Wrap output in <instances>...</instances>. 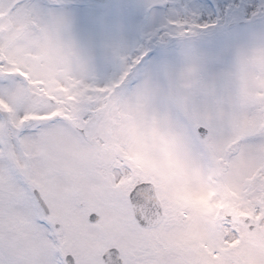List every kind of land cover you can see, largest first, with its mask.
Masks as SVG:
<instances>
[{
  "label": "snow or ice",
  "instance_id": "1",
  "mask_svg": "<svg viewBox=\"0 0 264 264\" xmlns=\"http://www.w3.org/2000/svg\"><path fill=\"white\" fill-rule=\"evenodd\" d=\"M36 8L71 40V71L57 76L69 92L42 97L32 83L42 77L0 61V99L15 109L0 111V264H264V0ZM128 107L205 179L230 183L255 155L258 174L235 188L250 214L163 202L111 150L109 117ZM27 116L38 118L20 124ZM197 231L196 250L182 246Z\"/></svg>",
  "mask_w": 264,
  "mask_h": 264
},
{
  "label": "rangeland",
  "instance_id": "2",
  "mask_svg": "<svg viewBox=\"0 0 264 264\" xmlns=\"http://www.w3.org/2000/svg\"><path fill=\"white\" fill-rule=\"evenodd\" d=\"M22 2L24 6L18 8ZM115 2L117 0L105 5H92L90 0H72V7L84 8L92 5L97 9H103ZM38 3L39 0H0V61L6 60L11 65V71L26 78L33 74L42 77L34 79L32 83L39 89L42 97L55 99L69 92L68 88L59 84L57 76L71 71V62L66 52L71 40L45 26L36 8ZM77 32L80 38L87 41L88 33L81 25H77ZM25 67L29 68V71L22 72L21 69ZM41 85L44 87L40 88ZM0 109L7 111L8 114L15 112L4 99H0ZM30 118L38 117L27 116L20 124ZM109 124L114 126L108 129L113 135L111 150L123 153L138 175L158 180L163 202L189 206L198 212L208 204L209 212L213 215H220L225 211H230L237 217L240 214L244 216L250 214L243 210L239 192L235 188L240 178L247 177L251 181L258 174L253 173L249 176L250 165L256 159L255 155H249L247 160L240 162L235 179L230 183H221L218 179L220 172L207 175L205 179L203 168L189 169L176 155L170 141L163 138L154 127H145L142 109L128 107L124 111L117 110L109 117ZM247 124L254 127L255 121L249 120ZM235 142L234 140L232 143ZM229 147L231 145L225 146L224 151ZM212 191L215 192L213 200ZM207 192L210 198L208 202ZM222 207L224 209L220 211ZM200 238L201 233L197 231L191 239L180 243L195 251Z\"/></svg>",
  "mask_w": 264,
  "mask_h": 264
},
{
  "label": "water",
  "instance_id": "3",
  "mask_svg": "<svg viewBox=\"0 0 264 264\" xmlns=\"http://www.w3.org/2000/svg\"><path fill=\"white\" fill-rule=\"evenodd\" d=\"M93 3H101V4H104V3H108L110 0H91Z\"/></svg>",
  "mask_w": 264,
  "mask_h": 264
},
{
  "label": "flooded vegetation",
  "instance_id": "4",
  "mask_svg": "<svg viewBox=\"0 0 264 264\" xmlns=\"http://www.w3.org/2000/svg\"><path fill=\"white\" fill-rule=\"evenodd\" d=\"M207 213V212H206Z\"/></svg>",
  "mask_w": 264,
  "mask_h": 264
}]
</instances>
